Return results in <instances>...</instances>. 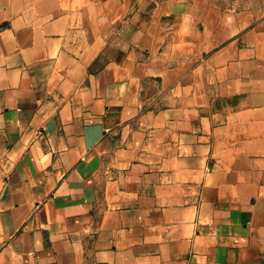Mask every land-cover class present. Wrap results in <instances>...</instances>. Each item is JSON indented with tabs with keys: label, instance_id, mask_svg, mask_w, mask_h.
I'll use <instances>...</instances> for the list:
<instances>
[{
	"label": "crops",
	"instance_id": "obj_1",
	"mask_svg": "<svg viewBox=\"0 0 264 264\" xmlns=\"http://www.w3.org/2000/svg\"><path fill=\"white\" fill-rule=\"evenodd\" d=\"M0 264H264V14L0 0Z\"/></svg>",
	"mask_w": 264,
	"mask_h": 264
},
{
	"label": "rangeland",
	"instance_id": "obj_2",
	"mask_svg": "<svg viewBox=\"0 0 264 264\" xmlns=\"http://www.w3.org/2000/svg\"><path fill=\"white\" fill-rule=\"evenodd\" d=\"M223 9L250 10L258 14H264V0H215Z\"/></svg>",
	"mask_w": 264,
	"mask_h": 264
}]
</instances>
